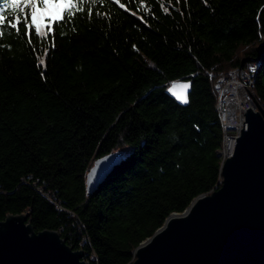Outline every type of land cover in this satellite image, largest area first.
<instances>
[{
	"label": "trees",
	"instance_id": "16d2710c",
	"mask_svg": "<svg viewBox=\"0 0 264 264\" xmlns=\"http://www.w3.org/2000/svg\"><path fill=\"white\" fill-rule=\"evenodd\" d=\"M18 19L0 33V220L28 213L90 264H130L168 215L219 184L220 76L251 67L264 109V0H73L40 33L30 7ZM173 81L189 82L187 104L167 93ZM116 151L87 193L93 161Z\"/></svg>",
	"mask_w": 264,
	"mask_h": 264
},
{
	"label": "water",
	"instance_id": "95a60500",
	"mask_svg": "<svg viewBox=\"0 0 264 264\" xmlns=\"http://www.w3.org/2000/svg\"><path fill=\"white\" fill-rule=\"evenodd\" d=\"M182 83L189 82L173 81L167 88L180 104L169 88ZM243 115L233 153L220 163L218 186L183 212L168 215L132 250L130 264H264V109L249 107ZM120 158L116 151L93 161L85 177L87 193ZM27 217L7 214L0 220V264H90L58 231L35 232Z\"/></svg>",
	"mask_w": 264,
	"mask_h": 264
},
{
	"label": "built area",
	"instance_id": "2783aa9c",
	"mask_svg": "<svg viewBox=\"0 0 264 264\" xmlns=\"http://www.w3.org/2000/svg\"><path fill=\"white\" fill-rule=\"evenodd\" d=\"M250 70L251 67L247 71H226L217 83L216 97L217 102H220L218 113L224 117V142L228 156L232 154V146L243 127L244 110L249 107L254 110L257 108L248 91Z\"/></svg>",
	"mask_w": 264,
	"mask_h": 264
},
{
	"label": "snow or ice",
	"instance_id": "6c2138e0",
	"mask_svg": "<svg viewBox=\"0 0 264 264\" xmlns=\"http://www.w3.org/2000/svg\"><path fill=\"white\" fill-rule=\"evenodd\" d=\"M84 2L85 0H80L81 4ZM96 2L97 0H93V3ZM177 3H179V0H177ZM21 4L24 5V8H31L32 24L35 25L36 33H40L44 27L45 18L48 19L49 23L52 21L60 23L62 14H66L71 10L73 6V0H7V3L3 6V8L11 10V13H17V21L11 23L10 28L4 27L6 16L3 14V9L0 8V33L11 34L13 29H17V23H19L18 11H24V8L20 7ZM120 6L123 7L122 4ZM164 11L167 13V8H165ZM51 30L52 29L49 28V31ZM15 34L19 35V31H17ZM29 43H31V41H29ZM45 55H47V49H45ZM44 64V58L39 57L38 67ZM189 89V83H182L179 85H173L171 88H169V92L172 93L178 101L187 104L189 102L187 95V91Z\"/></svg>",
	"mask_w": 264,
	"mask_h": 264
},
{
	"label": "bare ground",
	"instance_id": "6f19581e",
	"mask_svg": "<svg viewBox=\"0 0 264 264\" xmlns=\"http://www.w3.org/2000/svg\"><path fill=\"white\" fill-rule=\"evenodd\" d=\"M228 71H247V70H243V69H240V68H232V69H229ZM252 83H253L252 72L250 70V72H249V91L254 96V93H253V90H252ZM216 90H217V88H216ZM216 110H217L218 119H219V122H220V125H221V129H222V141H221L220 148L218 150L220 152V157H219L220 158V163H222L223 160L228 157V152H227V146H225V142H224V117L221 116V113H218V110H220V102H217V100H216ZM234 146L235 145L232 146V153H233V150H234Z\"/></svg>",
	"mask_w": 264,
	"mask_h": 264
},
{
	"label": "rangeland",
	"instance_id": "374dc122",
	"mask_svg": "<svg viewBox=\"0 0 264 264\" xmlns=\"http://www.w3.org/2000/svg\"><path fill=\"white\" fill-rule=\"evenodd\" d=\"M21 8H24V5L23 4H21V6H20ZM39 7V6H38ZM228 71V70H227ZM218 86H216V88H217ZM258 107V106H257ZM256 110H257V108H256Z\"/></svg>",
	"mask_w": 264,
	"mask_h": 264
}]
</instances>
